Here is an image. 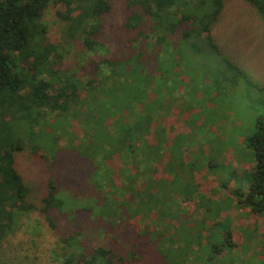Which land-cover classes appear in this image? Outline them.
Returning <instances> with one entry per match:
<instances>
[{
	"label": "trees",
	"instance_id": "obj_1",
	"mask_svg": "<svg viewBox=\"0 0 264 264\" xmlns=\"http://www.w3.org/2000/svg\"><path fill=\"white\" fill-rule=\"evenodd\" d=\"M121 1V44L127 56L85 66L78 61L71 69L64 65V49L71 55L76 50L73 57L79 59L107 51L101 38L111 0H0V241L14 232L19 215L40 212L54 228V211L71 213L73 220L87 212L99 218L98 225L110 234L109 244L71 253L63 264H243L240 255L249 249L243 244L236 253L228 242V218L224 224L213 221L222 208L204 207V195L188 185L193 178L185 174L189 160L184 156L195 148L192 139L198 151L208 152L205 127L197 126L195 116L186 122V132L173 133L163 122L173 116V105L179 107L183 73L189 77L182 86L186 98L203 75L223 89L227 80L261 92L264 86L229 60L212 36L223 0ZM244 1L264 21V0ZM51 8L62 24L58 43L48 40L43 22ZM70 136L67 149L91 164L90 182L98 196L89 203L79 201L50 179L39 203L34 202L16 168L17 155L45 150L54 158L58 139ZM247 145L254 167L231 195L237 205L261 216L263 117L256 118ZM113 159L120 161L116 172L108 164ZM193 196L199 219L192 230L185 228L190 223L182 219L181 202ZM131 219L134 229L125 238V229L122 235L118 230ZM259 252L264 253V242Z\"/></svg>",
	"mask_w": 264,
	"mask_h": 264
},
{
	"label": "rangeland",
	"instance_id": "obj_2",
	"mask_svg": "<svg viewBox=\"0 0 264 264\" xmlns=\"http://www.w3.org/2000/svg\"><path fill=\"white\" fill-rule=\"evenodd\" d=\"M111 2L112 12L105 19V35L101 38L103 48L107 49L105 54L101 57L82 55L79 59L73 57L76 50L71 55L68 48L64 49L66 68H75L78 61L85 66L92 60L99 62L101 59L127 56L121 44L124 35L120 29L125 17L124 3L121 0ZM223 5L220 17L212 26L214 40L229 60L246 71L257 85L264 86V21L244 0H223ZM43 22L47 27L50 42L58 43L63 40L62 24L58 21L54 8L46 11ZM63 45L66 46L64 41ZM83 69L88 71L89 67ZM178 70L182 73L185 69L180 67ZM181 78L184 82L177 90L181 98L178 102L179 107L173 105L174 114L168 118L164 117L163 125L173 133L186 132V122L195 116L197 126L202 124L209 136L208 152L198 151L196 148L198 145H194L197 141L192 139V147L195 148H191L188 156H184L189 160L186 163L188 167H185V174H191L193 178L188 180V185L195 193L204 195V207L214 205L222 208L219 216L212 217L213 221L224 224L228 218L231 229L230 234H227L228 242L235 245L236 253L243 244L249 249L243 256L240 255L242 263L264 264V253L259 252L264 242V214L255 215L248 208L237 205L234 196L231 195V191L245 181L254 167V158L247 145V137L252 133L256 118L261 116L264 119V91L261 92L258 87L241 81L233 86L228 80L225 81L223 89L221 84L203 75L198 78L197 84H193L197 86L195 91L190 93L192 96L189 94L190 96L186 98L184 96L186 90L182 86L188 83L189 77L183 73ZM203 118L205 121L202 122ZM50 123H53V120ZM72 125L75 129L78 127L77 123ZM68 130L70 133L69 128ZM79 136L76 134L74 137L79 139ZM201 136L197 134L198 138ZM71 138L72 136L58 139L54 158L48 156L43 149L34 156L27 150L17 155L16 168L29 184L31 199L34 202L39 203L50 179L56 180L61 190L73 193L79 201L89 203L98 196L90 182V179L94 178L91 164L67 149ZM74 141L76 140H73V145L76 143ZM108 164L116 172L120 161L113 159ZM77 171L83 174L79 175ZM245 187L246 184H242V188ZM195 197L193 196L190 201L181 202V206L185 208L182 219L190 223L185 228L192 230L193 221L199 219H195L194 214L196 210L199 212V209H196L195 203L198 202ZM82 215V218L79 216L73 220L74 216L71 213L54 211L51 214L54 228L48 225L45 215L40 212L19 215L14 232L0 241V264H63L71 253L89 252L97 246H107L110 234L105 233L98 225L99 218L87 212ZM129 221H125L126 225L118 230L122 235L125 229L123 232L125 238L130 235L127 231L134 229L133 219ZM71 238L75 242H71ZM234 263H237V260Z\"/></svg>",
	"mask_w": 264,
	"mask_h": 264
}]
</instances>
